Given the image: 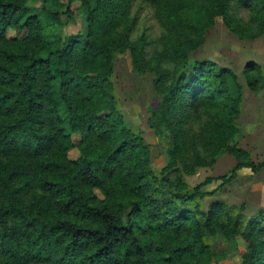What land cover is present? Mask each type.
<instances>
[{
    "label": "trees",
    "instance_id": "1",
    "mask_svg": "<svg viewBox=\"0 0 264 264\" xmlns=\"http://www.w3.org/2000/svg\"><path fill=\"white\" fill-rule=\"evenodd\" d=\"M58 3L60 0H43ZM80 3L82 32L47 35L30 0H0V264H219L211 238L239 234V263L264 264V208L211 201L186 175L227 152L237 171L258 172L236 143L242 86L231 69L192 53L220 17L239 40L264 35V0H148L162 28L148 55L132 39L137 0ZM55 18V17H54ZM9 28L26 30L9 38ZM151 72L161 95L148 122L169 133L172 180L150 167L151 146L125 122L113 93L116 54ZM251 91L259 64L244 67ZM79 134L77 160L68 158Z\"/></svg>",
    "mask_w": 264,
    "mask_h": 264
},
{
    "label": "rangeland",
    "instance_id": "2",
    "mask_svg": "<svg viewBox=\"0 0 264 264\" xmlns=\"http://www.w3.org/2000/svg\"><path fill=\"white\" fill-rule=\"evenodd\" d=\"M60 1L46 4L43 0H30L28 7L30 11L37 12L45 6L53 13V17L48 13L42 15L47 35L82 32L84 22L77 11L80 3L78 1L71 3L69 5L71 14H69L66 12L67 0ZM132 13L136 16L137 22L131 37L133 40L142 37L145 51L151 55L160 49L162 34L154 8L148 0H137ZM6 35L9 38L20 39L26 35V30L9 28ZM192 57L210 60L229 68L238 77L242 86V101L238 120L240 133L236 143L247 151L252 162L263 161L264 88L256 92L251 91L245 82L243 70L247 63L255 62L261 66L264 74V35L254 40H239L228 31L221 18L217 17L215 24L206 31L203 44L192 53ZM154 78L153 73H142L133 67L127 51L116 54L110 80L125 122L150 144V167L153 173L160 178L172 180L173 170L167 169L171 148L169 133L162 128L150 126L148 122L152 107L161 98L154 87ZM73 141L76 146L69 150L68 158L77 160L80 156L77 146L78 133L73 134ZM235 164L233 156L224 152L217 156L212 164L199 167L193 174L185 176L190 186H195L207 178L213 179L202 188L205 192L202 199L204 208L215 200L225 201L229 205H243L247 215L264 208V168L258 172H252L250 168H242L237 171L234 179L222 185L221 180H216L217 177L231 170ZM210 242L217 254L219 264L239 263L241 252L245 248V241L241 235L225 236L216 229Z\"/></svg>",
    "mask_w": 264,
    "mask_h": 264
}]
</instances>
